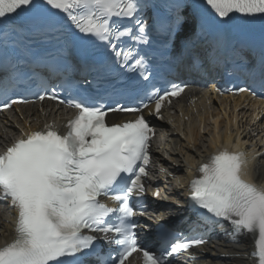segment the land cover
<instances>
[{"label": "snow or ice", "instance_id": "1", "mask_svg": "<svg viewBox=\"0 0 264 264\" xmlns=\"http://www.w3.org/2000/svg\"><path fill=\"white\" fill-rule=\"evenodd\" d=\"M204 4L214 18L231 21L232 13L250 21L259 18L264 43V0H204ZM143 7L140 0H0V32L7 39L4 21L46 8L52 15L62 13L81 38L104 43L120 63L124 49L117 42L122 37L149 42L140 16ZM125 20L132 27L121 30ZM166 31L168 39L179 46L187 42L195 25L177 12L168 21ZM83 55L89 57L87 48ZM132 58L129 50L123 62ZM135 64L147 79L143 57ZM103 70V66L96 68L98 75ZM85 83H90L87 78ZM258 86L264 90V59ZM254 87L238 90L246 93ZM184 90L174 84L163 94L149 93L147 99L154 105L150 114L161 116L170 98L179 97ZM17 103L21 101H5L4 108ZM67 104L77 114L66 121V132L54 124L31 132L21 129L20 138L0 152V200L7 201L15 212L14 236L0 246V264H88L93 258L98 264H126L134 253H142L143 264H166L181 250L205 243L201 238L177 241L159 255L138 243L139 225L134 219L138 213L132 197H143L147 191L144 178L149 176V149L155 135L144 115L150 104L141 101L135 108L105 109L84 97L69 99ZM109 111L139 115L109 125L105 121ZM247 163L244 152L222 148L200 165V175L189 185L190 199L212 217L230 221L237 232L252 234V255L258 264H264V187L244 179ZM153 195L159 197V190ZM102 196L119 206L103 203ZM103 244L114 245V253L103 255Z\"/></svg>", "mask_w": 264, "mask_h": 264}, {"label": "bare ground", "instance_id": "2", "mask_svg": "<svg viewBox=\"0 0 264 264\" xmlns=\"http://www.w3.org/2000/svg\"><path fill=\"white\" fill-rule=\"evenodd\" d=\"M198 94L197 92L191 93V96L182 100L174 110L167 112L169 114L165 116L169 120H166V123L169 126L172 125L173 131L182 133L174 135L176 132L170 133V129H164L165 134L162 141L165 143L160 144L161 151L155 154L156 160L167 169L168 173L176 175V181L178 182V186L176 187L178 190L174 193V200L181 199L179 190L183 191L186 188L196 167L206 160L212 152L219 150L223 145L227 147L232 142H235L238 148L242 149L243 146L240 138V134L242 135L243 132L240 133L236 122L237 114H235V111L240 106L237 100H234V105L226 104V100L222 101L223 106L220 108L224 113V118H220L219 111H215V113L210 112L211 102L206 97L195 98ZM201 111H203V114H200ZM226 112L233 114V117H227ZM205 114L206 117L204 116ZM54 115H56V110H49L43 104L29 105L25 109L11 112L0 123V147L3 143L9 141L12 136L18 135L21 129L30 130L35 128L40 123L51 121L55 118ZM208 116L209 120L212 118L211 124L209 122L206 123ZM186 117L191 126L196 125L198 122L201 124L193 128L186 126L184 129L186 123L184 118ZM199 127L207 133L205 135H203L204 133L201 134L198 130ZM250 152L251 159H253V156L259 154V151L255 147ZM261 161L258 159L255 162L253 168H258L256 171L252 169L251 173L246 171V177L256 183H262L264 186V163L262 162L256 167ZM171 182L174 183V179L171 178ZM12 233L13 229L10 222L0 223V246L11 240L13 237ZM214 248H216V252L214 254H212L213 251L210 252L211 258L217 256L218 252L233 255L230 256L233 258L220 260V264H252L250 252L253 249V243L249 237H245L244 241L240 243H234L233 241L225 242L223 240L214 246Z\"/></svg>", "mask_w": 264, "mask_h": 264}]
</instances>
